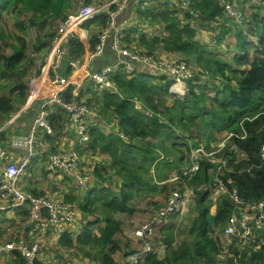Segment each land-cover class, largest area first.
Masks as SVG:
<instances>
[{"label":"trees","instance_id":"trees-1","mask_svg":"<svg viewBox=\"0 0 264 264\" xmlns=\"http://www.w3.org/2000/svg\"><path fill=\"white\" fill-rule=\"evenodd\" d=\"M69 8L70 0H0V79L5 77L3 80H7L6 74L20 78L26 72V69H22L25 60L23 46L12 47L11 56L5 54L3 39L6 34L12 37L7 30V14H28L30 25L44 20L59 23L65 20L64 13ZM195 10L202 21L208 23L222 17V10L215 0L202 1L195 6ZM139 15L163 25L167 37L148 41L145 35H141L136 40L135 37L130 39V32H126L125 42H137L146 48L148 55L154 54L156 46L163 45V50L181 54L186 58L184 62L187 65L194 63L210 79L202 83H198V76L188 80L186 97L178 100L169 95L171 83H155L147 74H119L113 78L119 95L104 91L100 108L108 116L117 119V128L126 140L116 133L105 134L92 130L89 150L109 157L106 171L104 168L96 169L99 178L103 179V175L110 177L111 174L124 180L125 184L118 195L106 187L91 189L86 193L83 205H77L75 200L65 195L64 202L76 205L80 213H99L101 220L86 223L75 241L70 235H65L59 245L68 249L88 248L86 255H90L95 264H118L117 256L123 246L117 238L122 229L115 215H133L129 202L134 194L157 193L158 189L152 187L153 180L160 183L157 184L161 186L160 192H166L168 187L165 181H168L167 173L171 166L181 177L178 166H189L191 151L203 148L205 154H216L215 163L211 164L201 157L198 172L183 178L195 196L197 211L187 233L190 241L176 240L173 228L162 226L156 231V235L162 239L161 243L156 238L153 243L158 247L159 244L163 245V257L159 258L155 249L139 264H264V232L260 234L263 244L257 250L254 245L245 244V250L239 251L237 245L238 241L242 244L240 240L229 238L231 248L226 255L220 242L221 237L226 242L223 231L237 207L234 196L243 205L264 204V15L253 17L256 26L260 24L262 28L261 36L256 37L254 43L248 37H254L256 32L249 35L241 33L242 38L238 41L242 54L233 58L231 66L216 59L197 43L195 30L189 23L181 26L174 9L139 11ZM184 18L188 20L189 16L185 14ZM93 24H97L99 30H104L109 25V18L105 14L101 15L80 28L88 30ZM75 32L67 44L66 66L70 61L83 60L98 45L100 31L91 34L87 43L79 39ZM42 68L41 65L35 70L36 77H39ZM214 79H219L218 84L214 83ZM28 90L21 83L15 84L6 94L0 91V118L11 116L15 111L10 95H14L18 102L25 103ZM168 98L173 99L171 104L167 102ZM73 100L71 90H68L63 102L69 104ZM134 101L141 104V110ZM144 111L149 112L150 116L144 115ZM64 117L66 121L65 114ZM57 118L61 121L60 115H51L49 118L54 129L58 124ZM221 133H225L220 143L222 147L211 146L216 142L215 134ZM147 139L151 142H147ZM135 142H140L139 146ZM220 188L223 192L212 201L210 194ZM172 190L173 187L168 190V194ZM212 207L215 209L214 214H210ZM19 215L26 218L27 213ZM18 235L13 231L11 236L14 238L11 241ZM1 237H5L4 233L0 234ZM23 237L27 239V231ZM224 255L230 257L222 261ZM11 256L23 264L19 254L12 253Z\"/></svg>","mask_w":264,"mask_h":264},{"label":"built area","instance_id":"built-area-1","mask_svg":"<svg viewBox=\"0 0 264 264\" xmlns=\"http://www.w3.org/2000/svg\"><path fill=\"white\" fill-rule=\"evenodd\" d=\"M132 1L140 4L143 0H115L113 3L104 6L86 4L78 8L76 16H65V20L57 24V27H60L61 35L52 50L53 55L57 56L61 64L66 60L67 44L69 39L73 37L74 31L82 27L83 24L104 14L109 18V25L99 33L98 45L94 51L81 61L69 62L67 66V70L69 68L71 71L69 77H62L59 73L60 69L56 72L54 69L51 71V65H48L44 72L42 69L39 77H35L36 80L33 86L29 87L28 100L25 105L16 114L11 115L4 126L0 128L1 137L8 126L20 122L23 117L28 113L30 115L32 111L33 119L28 126L27 134L24 137H13L9 141L10 150L23 154L20 159L12 160L0 142V228L9 225L11 222H14V225L21 226V230L16 231L19 235L14 240L7 243L0 241V257L17 253L23 260V264H39L45 251L44 238L46 234L52 236L54 242H56L65 235L77 238L82 233L83 228L79 220L81 214L75 206L54 201L49 199L48 196H34L32 192L22 191L19 187V182L26 175L28 168L35 160L40 158L39 148L46 149L48 145L47 138L53 137L55 134V129L49 123L52 108L62 110L67 118L68 125L77 137L78 145L84 147L91 142L90 132L99 130L105 119L104 115L88 106L85 98L86 84L93 85L99 94L108 91L119 95V91L113 83L115 76L144 73L149 75L155 83H171L169 95L173 98L179 100V98L184 99L186 97L187 81L193 77L192 72L182 62L172 64L164 61L167 64H162L154 54H142L122 43L126 36L125 31L130 25V19L121 21L120 19L124 16ZM146 1L144 6L153 5L154 0ZM157 1L172 6L170 5L172 0L168 3L167 0ZM215 1L222 10L224 20L241 30L243 35H249L246 32V22L238 0ZM247 2L253 5L252 8L264 6V0H247ZM112 6H115L113 11H111ZM176 8V13H180L178 15L183 19H185V14L191 20L196 16L190 7V0H178ZM157 10L164 11L163 8ZM164 29V26L160 27L154 37L166 38L167 33ZM141 32H144L143 28H141ZM248 38L251 39L252 36L249 35ZM63 40H65L63 44L65 48L60 49ZM108 45L114 59L101 65L98 68L99 72H96L94 64L105 55ZM68 90H71L74 100L69 104H65L63 97ZM134 103L137 108L142 109L139 102L134 101ZM19 131H22L21 126H19ZM116 134L126 140L120 131ZM219 147H222L221 144L218 145ZM77 155V152H64L55 148L49 149L46 155L45 172L50 177L64 176L70 179L79 189L88 191L93 186L92 175L84 172ZM215 156V153L205 154L203 148L191 151L189 166H185L189 167L188 172L173 179L183 185H179L177 191L172 190L164 203L165 205L157 215L138 229L136 232L137 238H135L140 241L141 246L126 257L122 264H139L148 254L154 252L155 244L152 237L155 236L157 229L164 226L171 216L180 213L192 201L193 193L184 186L186 183L183 178L191 177L198 172L201 157L214 164ZM262 157H264V148H262ZM220 192H223L222 188L216 192L217 195ZM233 198L237 207H235L232 217L225 225L223 236L227 239L237 238L243 244L254 245V248L258 249L263 244L260 234L264 232V204L243 205L237 197L234 196ZM24 212L27 213L26 218L19 215V213ZM25 231L28 232L27 239L23 237ZM227 253L225 251L226 255ZM227 257L230 256L225 257L224 255L221 260L225 261L228 259Z\"/></svg>","mask_w":264,"mask_h":264},{"label":"rangeland","instance_id":"rangeland-1","mask_svg":"<svg viewBox=\"0 0 264 264\" xmlns=\"http://www.w3.org/2000/svg\"><path fill=\"white\" fill-rule=\"evenodd\" d=\"M106 1V2H105ZM115 0H94V3H90V5L94 6H104L113 3ZM91 2V0H89ZM105 2V3H103ZM145 2V1H144ZM81 2V0H70V4L73 6L76 5L77 7ZM86 5V3L82 4ZM164 4L163 3H158L155 4L151 9H156L155 11H158L157 9L162 8ZM174 8L175 6H178V0H172L171 4ZM248 5L251 7L253 6L251 3L248 2ZM115 9V6H112L111 11ZM255 9L257 15L262 14L264 15V6L258 7V8H250ZM251 11L244 10V15L245 22H246V32L247 33H252L255 36L249 40L252 43H254V40L256 41V37H260L262 31H260L261 25L260 24H255L253 17L255 16L254 14L251 13ZM176 12V11H175ZM251 13V15H250ZM180 13H177V15ZM72 15V17L76 16V11L70 10L67 12L65 16ZM259 17V16H258ZM6 18V24L9 25V28H7L8 34L12 35V37L6 36L4 37V43L6 44L5 49V54L7 55H12V47L20 45L24 47L25 50V60L22 65V69H26L25 74L18 78L15 76H12L10 74L7 75V80H3L4 78L0 79V91L2 94L8 93L10 89H12L15 84H21L24 88H29L30 86L32 87L33 84L35 83V77H36V71L38 67L41 65L43 66V72L47 68L48 65L50 66L51 71H59V69L62 68L61 61H58V58L56 55H53L52 50L55 46V43H57L59 37H60V30L56 26V23L51 22V20H44V21H38L34 25H30L29 23V16L28 14H22V15H15V13H8ZM200 15H196L194 19H183L182 17L178 16V20L180 21V25L183 26L186 23H189V26L195 30L196 35H195V40L197 43L200 45L204 46L207 52H209L211 55H213L216 59L221 61L222 63L226 65H232L233 58L236 56H240L242 53L240 51V40L241 37L240 35L236 34V31H239V29H230L228 26L219 28L218 24L222 23L223 21L220 20L219 22H212L209 23L210 27L203 29V25L200 21ZM222 19H224V15L222 13ZM261 18V17H260ZM136 22L138 21V26L142 24V22L148 21L147 19H143L139 14L138 16L135 17ZM226 21V20H225ZM149 25H157L162 27L163 25L159 23H154L153 21H148ZM183 24V25H182ZM215 24V25H214ZM20 25H22V30H20ZM214 28L220 29V34L215 35L213 32ZM207 30V31H204ZM99 31L98 25L94 24L89 32L91 34H94L95 32ZM241 32V30H240ZM158 33V32H157ZM208 33V34H207ZM213 33V34H212ZM133 35L135 36L136 40H138V37L141 35H144L141 31L134 30ZM17 38L22 39V41L17 40ZM154 35H146V40L150 41L153 40ZM49 41V42H48ZM65 43V40L62 41L60 45L61 48H65L63 44ZM138 44V43H137ZM138 46H140L138 44ZM141 48L135 47L134 49L139 51L142 54H147L146 48ZM163 45H158L154 49V55L155 57L158 58L159 62L162 64H167V63H179L182 62L189 71L192 72V77L198 76L199 82L202 83L204 81H207L210 79V76L207 75L202 69L198 68L195 66L194 63H191L190 65H187L184 61L186 58H184L181 54H176V53H171V52H166L163 50ZM167 63H165V62ZM50 63V64H49ZM60 66V67H59ZM68 75H71V71L68 68ZM214 83L218 84L219 79H214ZM49 82V81H48ZM88 92L86 93V102L88 106L104 115H107L106 113L103 112V110L100 108L99 100L98 97L95 95L96 90L93 88V85H88ZM186 94V93H185ZM10 95V94H9ZM13 102V106L15 108V111L13 114H16L24 105L25 103H22L21 101H17L14 95H10ZM183 98H179V100H182ZM167 102L171 104L173 102V99L168 98ZM144 115L150 116V113L147 111L143 112ZM108 116V115H107ZM8 117L5 118H0V128L4 126L5 122L8 120ZM58 124L61 122L60 118L58 119ZM102 128L106 130V125H103ZM176 134L180 135L181 137L183 136L181 133L176 132ZM56 135V134H55ZM57 136V135H56ZM225 138V133L221 134H215V141L213 142L211 146H214L215 148L221 143V140H224ZM59 141L62 142L63 140L67 141L66 147L67 149H71L74 145V142H76L77 137L71 130H67L63 133L62 136L58 137ZM71 141V142H70ZM147 142H151L149 139L146 140ZM137 146H139L140 142H135ZM66 149V150H67ZM63 150V149H62ZM70 151H73L70 150ZM195 152V151H194ZM77 157L83 158L85 157V161L88 162V169L87 172H89L92 175V189H102L103 187H106L109 190H114L115 194H120V191L123 188V185L125 184V181L120 179L119 177L113 176L110 174L111 180L103 175V179L99 178L98 175L96 174L95 170L96 165H100L97 169L98 170H103L104 168L106 171L109 166V157L107 155H94L91 151L88 150V145L85 146L83 149L79 150L77 152ZM107 159V161H106ZM95 165V166H94ZM173 165L171 166L172 170L168 171L167 179L168 181L166 182V186L168 187V190L171 189L172 187L177 191L179 190L178 188L180 187L178 182L174 181V177L179 176L176 174V172L173 170ZM178 171L182 173V175H185L184 173L188 172L189 167H185L183 165L178 166ZM43 171V176H42V181L46 184H49V178L47 177L46 173L44 170ZM174 171V172H173ZM27 172V171H26ZM95 172V173H94ZM54 180V179H52ZM155 180L152 181V187L153 189H158L157 193H149L147 194H134L131 197V200L129 202L130 207L133 209L134 213L133 215H126V214H117L115 215L117 220L119 221L122 229L121 235L118 236L117 241L120 245H122L123 249L122 251L118 254L117 259L118 261L121 259L123 256V253H126L128 250H131L133 247L141 246L140 241H138L136 238V232L140 227L143 225L147 224L149 221H151L159 212V210L165 205L163 204L166 196H168V190L166 192L159 191V188L161 189V186L158 187L157 184H155ZM105 184V186H104ZM187 189L188 187L184 185ZM67 191L74 194H76V204L77 205H83L82 202L85 201L86 198V193L83 194L77 189L76 185L69 181V184L66 186ZM89 189L88 191H90ZM51 195L57 196L59 194V190L55 185H52L51 188H49ZM87 191V192H88ZM68 194V193H67ZM74 194V195H75ZM171 194V193H170ZM62 197V194H60ZM144 196V197H143ZM192 195V201L185 206L180 213H177L176 215L171 216L166 224L163 226L164 228H173V235H175L176 240L181 241V240H188L190 241V237L188 236V230L192 224V221L195 219L197 216V211H196V206H195V199ZM218 197L217 193H211L210 198L211 200H216ZM62 200V198H60ZM67 205H70L69 202H66ZM163 204V205H162ZM75 208L77 206L75 205ZM215 211L214 207L210 208V213L213 214ZM80 213V212H79ZM83 213V212H82ZM80 213V223L82 225V228L86 225V223L89 222H94L95 220H101V215L99 213H90V212H85V213ZM89 218V219H88ZM88 219V220H87ZM101 226V224H100ZM162 227V228H163ZM13 231L16 233V230L14 228V222H11L9 225H4L3 228H0V234L4 233V236L10 237ZM40 237V236H39ZM136 237V238H135ZM157 239L159 242L162 241V239L159 237V235L155 234V236L152 237V241L154 239ZM8 241V239H7ZM151 241V239H150ZM138 242V244H137ZM221 244L225 243V239L221 237L220 239ZM228 243V241H226ZM161 243V242H160ZM44 244H45V251L44 255L41 256V262L39 264H91L92 258L90 255H86V252L88 253V248H72L68 249L65 247H60L57 246L54 242V239L52 236L49 234L45 235L44 238ZM222 244V245H223ZM138 247V248H139ZM51 254L53 256H51ZM125 258V256H124ZM73 260V261H72ZM20 264L21 262L18 261L17 258H5V257H0V264Z\"/></svg>","mask_w":264,"mask_h":264},{"label":"crops","instance_id":"crops-1","mask_svg":"<svg viewBox=\"0 0 264 264\" xmlns=\"http://www.w3.org/2000/svg\"><path fill=\"white\" fill-rule=\"evenodd\" d=\"M170 0H167L166 2L168 3ZM202 1H205V0H190V7H191V9L195 12V14L197 15H200L196 10H195V6L197 5V4H200ZM81 2L82 3H80L77 7H75L76 5H72L71 4V8H69V10H67L65 13H64V16L67 14V12H69L70 10H72V11H77L78 10V8L80 7V6H82V4H84V3H86V4H90V3H94V0H91V2H89V0H81ZM106 2V1H105ZM105 2H103V3H105ZM147 1L145 0V2H144V0L140 3V4H138L137 2H135V1H132L131 3H130V6H129V8L126 10V12H125V14H124V16L120 19V21L121 20H124V19H130V21H129V23H130V25L127 27V29H126V31L125 32H130V36H129V38L130 39H132V38H134L135 36L133 35V31L134 30H139V31H141V28H143L144 29V32H143V34L144 35H147V34H152V35H155L156 34V32H158V29H159V26H157V25H153V24H150L149 25V22L148 21H145V22H142V24H140L139 26H138V21L136 22V20H135V17L136 16H138V14H139V11H141V12H145L146 10H152V11H155L156 9H151L155 4H158V3H162V2H160V1H157V0H154L153 1V5H149V6H144V4L146 3ZM164 5L162 6V8L164 9V10H166V9H170V10H172V9H174V8H172L173 6H169V4H166V3H163ZM238 4L240 5V7H241V10H242V12L244 13V10H246V8H247V10H249V11H251L250 10V6L248 5V2H247V0H238ZM170 7V8H169ZM176 8V7H175ZM262 8V7H261ZM177 9V8H176ZM176 9H174L175 11H176ZM251 13L252 14H254V15H257V13H256V11H255V9H252V11H251ZM251 13H250V15H251ZM179 16V15H178ZM144 19V18H143ZM200 19V21H201V23H202V25L204 26L203 27V29H205V28H208V27H210V24L208 23V22H205V21H202V19L201 18H199ZM220 20H222L223 22L222 23H219L218 24V27L219 28H223V27H226V26H228V28H229V30L230 29H238L237 27L235 28V27H233L231 24H230V22H228V21H225L224 19H222V18H219V20H217V21H213L214 23H216V22H219ZM51 22H53V23H56V26H57V22H54V21H51ZM154 23H156V22H154ZM157 24V23H156ZM94 25V24H93ZM92 25V26H93ZM96 25V24H95ZM215 25V24H214ZM91 26V27H92ZM90 27V28H91ZM90 28L88 29V30H86V29H83V28H79L78 30H76V32H75V35L79 38V39H81V40H83V42L84 43H87L88 42V39H89V37H90V35H91V32H89V30H90ZM100 32L102 31V30H99ZM204 31H207V30H204ZM99 32V33H100ZM213 32L215 33V35H218V34H220V29H218V28H214L213 29ZM237 33H239V34H237ZM126 34V33H125ZM208 34V33H207ZM213 34V33H212ZM236 34L237 35H240V37L242 38V36H241V32H240V30L239 31H236ZM148 36V35H147ZM125 38H126V36H125ZM124 38V39H125ZM153 38H157V37H153ZM124 39H123V41H124ZM158 39H161V38H159L158 37ZM165 39V38H164ZM239 40V39H238ZM123 44H125V45H127V46H129L130 48H135V47H138V48H141L140 46H138V44H137V42H135V41H129V42H125L124 41V43ZM113 59H114V55H113V53H112V51H111V48H110V46L108 45L107 47H106V50H105V55L103 56V57H101L95 64H94V69H95V71L101 66V65H103V64H105V63H107V62H109L110 60L111 61H113ZM67 62V60H65L64 62H63V64H62V68L60 69V71H59V73H60V75H62V77H69V75H68V70H67V66H66V63ZM155 82V81H154ZM88 85H91V84H86L85 85V98H86V96H87V92H88ZM93 88H94V86H93ZM95 89V88H94ZM95 95L98 97V100H99V104H100V106H101V102L103 101V98H102V96H103V93H97V91L95 92ZM51 115L52 116H61V122L59 123V124H57V126H56V124H55V126H56V129H55V134L57 135H55L54 134V136L53 137H48L47 138V146H46V149L45 148H39V151H40V154H41V156H40V158H38L37 160H35L34 162H33V164L28 168V170H27V172H26V175L20 180V182H19V187L21 188V190L22 191H30V192H32L33 194H36V195H39V196H48L49 197V199H52V200H54V201H58V202H64V196L66 195V196H68L67 198H71V199H73V200H75V198H76V194L74 195L73 193H72V195H71V193L70 192H68L67 191V185L69 184V181H71L70 179H68V178H66V177H64V176H48L47 174V177L49 178V184H46V183H44L43 181H42V176H43V171L42 170H44L45 171V164H46V155L48 154V150L49 149H52V148H55V149H57V150H60V151H64V152H78L79 150H81V149H83L84 147H80L79 145H78V143H77V139H76V142H74V145H73V147L71 148V149H67V147H66V144H67V141H65V140H63L62 142H60L59 141V139H58V137L59 136H62L63 135V133L67 130V128H68V130H71L72 132H73V130L71 129V127L68 125V123H67V121H65V117H64V114H63V112L60 110V109H58V108H52L51 109ZM102 114V113H101ZM102 115H104V114H102ZM10 117V116H9ZM104 117H105V119H104V121L101 123V128L99 129V130H101V132H103V133H105V134H111V133H116V132H118V131H120V130H118V128H117V125H118V121H117V119L114 117H110V116H107V115H104ZM32 119H33V115H32V111H31V113H30V115H29V113L25 116V117H23L22 119H21V121L20 122H17V123H12L10 126H8L6 129H5V131L2 133V135H1V137H0V142H1V144H2V146L7 150V152L9 153V155L11 156V158H12V160H18V159H20L22 156H23V154L21 153V152H14V151H12V150H10V148H9V141H10V139L11 138H13V137H24L26 134H27V132H28V129H29V125L31 124V122H32ZM64 120V121H63ZM103 125H106V130H104L103 128H102V126ZM19 126H21L22 127V131H19ZM23 128H24V130H23ZM58 128H59V130H58ZM74 133V132H73ZM75 134V133H74ZM76 136V135H75ZM71 142V141H70ZM90 144V143H89ZM89 144H88V150H89ZM135 144V143H134ZM63 149V150H62ZM67 149V150H66ZM73 149V151H70V150H72ZM90 151V150H89ZM92 152V151H91ZM93 153V152H92ZM94 155H100L99 153H93ZM80 159V164H81V166L83 167V170H84V172H86V173H89V172H87V169H88V162H86L84 159H85V157H83V158H79ZM106 161H107V159H106ZM110 161V160H109ZM95 166V165H94ZM100 165H96V167H94V168H98ZM99 169V168H98ZM95 172H96V170H95ZM94 172V173H95ZM46 173V172H45ZM90 174V173H89ZM107 178H109L110 180H111V177H107ZM52 179H54V180H52ZM72 182V181H71ZM73 183V182H72ZM156 184H160V183H157V182H155ZM52 185H55L57 188H58V190H59V194H57V196H53V195H51L52 193H50V191H49V188H51V186ZM77 187V186H76ZM77 189L83 194V196H84V194L85 193H87V190L86 191H84V190H81V189H79L78 187H77ZM112 192L114 193V190H112ZM68 193V194H67ZM60 194H62V197H61V195ZM115 194V193H114ZM87 195V194H86ZM116 195V194H115ZM60 198H62V200H60ZM64 203H66V202H64ZM211 214V213H210ZM214 214V213H213ZM89 219V218H88ZM87 219V220H88ZM89 222V221H88ZM15 224V223H14ZM14 227H15V229H16V231H19V230H21V226L20 225H14ZM5 235V234H4ZM12 235V234H11ZM2 238V239H1ZM0 238V241L1 242H3V243H7V242H9V241H11V239L12 238H14V236H10V237H8V236H5V237H1ZM261 238V240L263 241V238L262 237H260ZM7 239H8V241H7ZM73 239V241H75L76 240V238H72ZM61 240V239H60ZM60 240H58V241H56L55 242V244L57 245V246H60L59 245V241ZM226 241H228V243L227 242H225L224 244H223V246H222V250H223V252H228L229 251V249L231 248L230 247V244H229V239H227L226 238ZM154 242V241H153ZM155 243V242H154ZM242 243V242H241ZM137 244H138V242H137ZM160 246L158 247V246H156V244H155V249H157V254H158V257L159 258H162L163 257V255H164V247H163V245L162 244H159ZM240 245V246H239ZM61 247V246H60ZM138 247L139 246H135V247H133V248H131V250H128L126 253H123V256L121 257V259L118 261V264H122L123 263V261L126 259V257H128L130 254H132V252H135L137 249H138ZM237 248H238V250L239 251H243V250H245V244H239V241H238V245H237ZM255 250H257V249H255ZM243 253V252H242ZM51 256H53L52 254H51ZM124 256H125V258H124ZM6 259L7 258H12V256H11V254L10 255H8V256H4ZM73 261V260H72ZM9 264H11V263H9ZM20 264H22V262L20 263ZM91 264H95V262L92 260V262H91Z\"/></svg>","mask_w":264,"mask_h":264},{"label":"water","instance_id":"water-1","mask_svg":"<svg viewBox=\"0 0 264 264\" xmlns=\"http://www.w3.org/2000/svg\"><path fill=\"white\" fill-rule=\"evenodd\" d=\"M97 62V61H96ZM96 72H99V70L97 69Z\"/></svg>","mask_w":264,"mask_h":264}]
</instances>
